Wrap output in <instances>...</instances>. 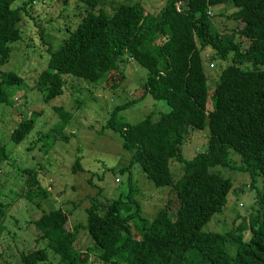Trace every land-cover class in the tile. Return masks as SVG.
<instances>
[{"label": "trees", "instance_id": "trees-1", "mask_svg": "<svg viewBox=\"0 0 264 264\" xmlns=\"http://www.w3.org/2000/svg\"><path fill=\"white\" fill-rule=\"evenodd\" d=\"M30 1L12 5L13 0H0V66L8 60L12 42L21 38L18 22L28 14ZM75 1L82 11L78 10L74 26H67L59 44L48 50L45 66L34 77L32 85L41 91L42 99L62 92L64 75L114 90L129 58L147 71L137 98L147 93L163 99L168 109L156 119L146 114L128 122L118 114L136 98L113 105L102 127L117 132L129 152L128 162L116 168L127 171L124 193L103 196V202L97 194L89 196L83 226L89 243L81 250L74 245L77 227L70 228L62 207L41 211L29 219L33 244L20 249L16 259L20 264H50L51 257L56 264H86L92 252L98 264H264V0H163L150 10L139 0H110L108 11L104 0ZM217 4L220 9L212 11ZM218 17L235 21L230 33L217 30ZM203 57L209 66L214 57L228 60L210 90ZM21 82L19 74L0 68V102H7L10 85ZM81 101L74 100V106ZM52 107L58 119L48 128L49 137L64 140L72 112L61 104ZM25 112H20L8 134L15 143L33 127L35 113ZM205 125V148L184 157L185 133ZM44 133L31 141H39ZM5 149L0 141V157ZM229 149L238 155L236 167L249 172L248 186L256 174L261 175V183L250 211L238 223L226 230H204L202 225L222 209L231 186L227 176L210 167L229 165ZM79 159L74 157L72 171L80 168ZM174 161L178 174L171 169ZM133 164L154 186H168L167 200L150 218L141 214L134 197ZM17 168L23 174L11 198L24 196L39 204L47 195L40 171L34 166ZM8 205L0 200V232Z\"/></svg>", "mask_w": 264, "mask_h": 264}, {"label": "rangeland", "instance_id": "rangeland-1", "mask_svg": "<svg viewBox=\"0 0 264 264\" xmlns=\"http://www.w3.org/2000/svg\"><path fill=\"white\" fill-rule=\"evenodd\" d=\"M19 1L13 0L12 5L18 4ZM162 1L139 0L140 4L149 10L155 9ZM77 3L79 2L75 0H31L27 6L28 14L22 15L18 22L21 38L12 42L8 60L0 66L1 69L13 70L22 77L21 83L7 88V102H0V141L6 148L5 156L0 157V200L8 201L9 204L8 214L3 219L4 228L0 232L1 264H20L16 253L33 244V230L29 219H34L41 211L56 206L62 207L68 213L70 228L77 227L74 245L79 250L83 249L89 243L83 227L86 222L84 209L90 203L89 196L97 194L103 202L106 196L111 198L121 195L127 188V171L117 172L116 168L128 162L129 152L122 147L117 132L102 127L108 110L115 104L136 98L118 114L125 121L135 122L146 114L156 119L161 111L168 109L163 99H155L147 93L137 98L147 71L129 58H126L123 67L124 77L114 90H103L99 86L95 87L91 83L90 85L64 75L66 85L62 92L47 101L42 99L41 91L32 85L34 77L45 66L48 50H53L59 44L67 33V26L69 29L74 26L78 10L82 11L81 4ZM110 4V0L102 2L107 11ZM228 6L231 7V4ZM220 7L221 4L214 5L212 11L217 12ZM214 17L212 18L215 19ZM214 24L218 31L230 33L235 21L218 17ZM212 60L214 64L209 66L207 58H202L208 90L213 86L219 70L228 61L217 57ZM77 99L82 101L74 106V100ZM58 104L71 111L72 116L64 127L67 137L64 140L57 138L51 141V131L47 130L58 119V114L52 107ZM206 104L210 107L209 98ZM21 111H26L27 114L34 112V122L31 131L15 143L8 138V134L19 119ZM44 131L39 141H31ZM187 132L181 148L184 157L191 156L195 150L205 148L207 126L192 132L188 129ZM76 155L80 156V168L72 171L70 165ZM228 157L229 165L210 167V170L227 176L231 186L222 209L214 212L202 225L204 230H226L238 223L241 216L250 211L255 191L261 183V175L256 174L253 185L248 186L252 179L248 171L236 167L238 155L229 149ZM39 163L43 168L37 167ZM18 165L34 166L40 171L39 181L46 189L47 195L38 200L39 204H35L34 200H27L24 196L11 198L13 189L19 185L16 180L21 179L23 174L22 170H18ZM178 167L177 162L171 163L175 174L179 173ZM100 173L102 177L98 178L97 174ZM130 178L131 186L137 188L134 197L139 202L140 212L150 218L167 200L168 186H154L141 173L137 164L130 167ZM26 191L23 190L24 193ZM171 195L173 196L172 193ZM47 253L50 257L49 250ZM50 259V264H56L54 257ZM96 259L90 252L86 264H98Z\"/></svg>", "mask_w": 264, "mask_h": 264}]
</instances>
